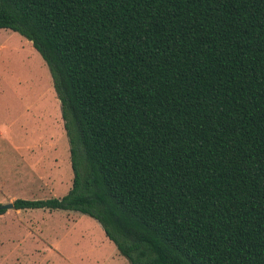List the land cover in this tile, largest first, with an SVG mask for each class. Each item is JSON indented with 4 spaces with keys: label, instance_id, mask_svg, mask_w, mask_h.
<instances>
[{
    "label": "trees",
    "instance_id": "16d2710c",
    "mask_svg": "<svg viewBox=\"0 0 264 264\" xmlns=\"http://www.w3.org/2000/svg\"><path fill=\"white\" fill-rule=\"evenodd\" d=\"M0 29L47 64L74 173L15 210L87 215L129 264H264V0H0Z\"/></svg>",
    "mask_w": 264,
    "mask_h": 264
},
{
    "label": "rangeland",
    "instance_id": "374dc122",
    "mask_svg": "<svg viewBox=\"0 0 264 264\" xmlns=\"http://www.w3.org/2000/svg\"><path fill=\"white\" fill-rule=\"evenodd\" d=\"M47 178L52 187L42 185ZM73 178L49 68L30 41L0 30V204L64 197ZM61 212L7 210L0 216V264H129L92 240L96 220Z\"/></svg>",
    "mask_w": 264,
    "mask_h": 264
},
{
    "label": "crops",
    "instance_id": "0c3cea01",
    "mask_svg": "<svg viewBox=\"0 0 264 264\" xmlns=\"http://www.w3.org/2000/svg\"><path fill=\"white\" fill-rule=\"evenodd\" d=\"M0 30H3V29H0ZM51 179L52 178H47V179L43 180L42 181V185L44 186V183H45L48 187H52L51 185H53V181ZM49 192H55V191L50 190ZM66 194H68V193H66ZM19 211H21V210H19ZM61 213H63V212H61ZM63 215H66V216L69 217L71 215L73 216V215H82V214L81 213L70 212V211H64ZM73 217H75V216H73ZM91 224H92L93 232H92V234L90 236L92 237V240L94 242H99L97 246H101L102 248L111 247V249L113 251V256H114L112 259H114V258H118V259L122 258V256L119 254V252H116L115 248L113 247L114 243L108 239V237L106 236V233L101 229L102 226L100 224H96L95 222H91Z\"/></svg>",
    "mask_w": 264,
    "mask_h": 264
},
{
    "label": "water",
    "instance_id": "95a60500",
    "mask_svg": "<svg viewBox=\"0 0 264 264\" xmlns=\"http://www.w3.org/2000/svg\"><path fill=\"white\" fill-rule=\"evenodd\" d=\"M1 210H10V209H15L14 203H8V204H3L0 206Z\"/></svg>",
    "mask_w": 264,
    "mask_h": 264
}]
</instances>
